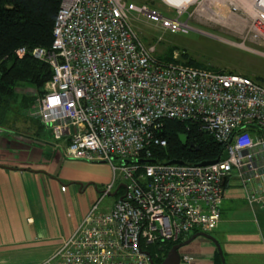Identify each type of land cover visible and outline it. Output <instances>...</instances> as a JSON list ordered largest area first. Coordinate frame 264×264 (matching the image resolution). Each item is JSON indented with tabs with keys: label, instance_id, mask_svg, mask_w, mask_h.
<instances>
[{
	"label": "built area",
	"instance_id": "built-area-1",
	"mask_svg": "<svg viewBox=\"0 0 264 264\" xmlns=\"http://www.w3.org/2000/svg\"><path fill=\"white\" fill-rule=\"evenodd\" d=\"M154 1L173 18L148 9L145 3ZM217 6L233 15L249 13L238 47L247 49V41L264 49V0H187L178 6L172 0H60L49 48L29 51L50 70L33 114L54 143H64L66 158L103 162L110 178L42 264H150L160 257L161 243L210 233L220 219V181L233 173L246 206L264 213V188L253 187L264 176V86L179 64L174 53V62H159L130 23L135 13L165 32L184 34L189 20L216 17ZM25 52L19 48L15 56ZM165 120L196 126L223 145L226 159L207 166L140 163L148 147L165 146L158 136ZM110 194L112 205L101 211Z\"/></svg>",
	"mask_w": 264,
	"mask_h": 264
},
{
	"label": "crops",
	"instance_id": "crops-1",
	"mask_svg": "<svg viewBox=\"0 0 264 264\" xmlns=\"http://www.w3.org/2000/svg\"><path fill=\"white\" fill-rule=\"evenodd\" d=\"M3 129L0 126V264H42L97 200L109 182V169L103 162L66 158L64 143H54L43 128L23 136ZM253 187L264 188V176ZM244 195L234 173L224 179L220 219L207 234L229 264L252 251L244 237L236 235L244 233L243 224L258 225ZM113 201L104 197L99 209L106 211ZM178 255L179 264H218L214 244L201 237L180 247Z\"/></svg>",
	"mask_w": 264,
	"mask_h": 264
},
{
	"label": "rangeland",
	"instance_id": "rangeland-1",
	"mask_svg": "<svg viewBox=\"0 0 264 264\" xmlns=\"http://www.w3.org/2000/svg\"><path fill=\"white\" fill-rule=\"evenodd\" d=\"M145 5L161 16L173 18L172 13L166 12L164 6L157 1L145 3ZM192 9V6L188 7L187 12ZM216 12V17L211 21L189 20L187 22L189 30L184 34L165 32L158 28L157 24L135 13L130 14V23L143 45L153 49V57L159 62L166 58L172 59L171 55L174 53V61L179 64L187 61L194 62L211 70L248 77L264 86V57L248 50L264 52V49L247 41L243 44L247 49L238 47L249 23L250 14L248 13V16L241 13L233 15L225 6H217ZM179 20L184 21L185 14ZM39 97L40 95H34L30 88H16L15 101L9 105L2 128L16 130L18 135L23 133L22 136L28 130L42 129L38 118L33 114ZM23 103L25 105H22ZM112 161L116 163V160L112 159ZM117 185L118 181L114 184L113 191ZM121 192L118 189V193ZM114 199L112 197V200ZM254 211L255 218H258V225L255 222L244 223L242 226L244 233L236 234L238 238L244 237L252 251L248 255L231 259L235 261L234 264H264V213L258 209ZM236 227L239 229V226ZM152 249L150 247L151 251ZM222 258L225 264H229L227 257L222 256Z\"/></svg>",
	"mask_w": 264,
	"mask_h": 264
},
{
	"label": "trees",
	"instance_id": "trees-1",
	"mask_svg": "<svg viewBox=\"0 0 264 264\" xmlns=\"http://www.w3.org/2000/svg\"><path fill=\"white\" fill-rule=\"evenodd\" d=\"M59 2L60 0H0V126L4 123L9 105L15 101L16 88H30L34 95H41L44 84L50 78L49 67L31 57L29 51L37 47L49 48L51 26ZM19 48H24L26 51L20 58L15 56V51ZM161 61L165 64L174 62L170 58ZM183 64L193 68L208 69L190 61ZM212 71L222 72L213 69ZM180 134L186 136L185 146H181L178 142L177 136ZM158 136L165 140V146L148 147L147 159L144 158L146 154L142 152L139 155L140 161L166 163L175 160L183 164H198L217 159L223 151L222 144L215 142L210 135L186 122L165 120L162 122ZM176 243L179 242L161 243L159 245L161 255L159 258H153L152 262L159 264L166 251ZM155 247H152V251L156 249ZM148 252L151 255L150 247ZM217 262L220 264L218 256Z\"/></svg>",
	"mask_w": 264,
	"mask_h": 264
},
{
	"label": "water",
	"instance_id": "water-1",
	"mask_svg": "<svg viewBox=\"0 0 264 264\" xmlns=\"http://www.w3.org/2000/svg\"><path fill=\"white\" fill-rule=\"evenodd\" d=\"M177 139H178V142L180 143L181 146H185L186 145V136L185 135L180 134V135L177 136ZM188 146L190 147L191 144H189ZM225 159H226V153H225V151H223L221 153L220 157H219V160L223 161ZM217 160L218 159H214V160H210V161H203V162H200V163L195 164V165L196 166H207V165H211V164L215 163ZM139 162L143 163L144 161H139ZM145 162H147V161H145ZM148 162H150V161H148ZM165 164H167V165H170V164L179 165V164H182V162L172 160V161L166 162ZM223 182H224V180L221 179V181H220L221 186H223ZM111 195L112 194H110L109 196H111ZM196 237H201V238L206 239V240L210 241L211 243H213L214 246H215L216 253H217L218 257H219L220 264H225L224 261H223V258L221 256V252L219 250V247L216 244V242L214 241V239L212 237H210L209 235L204 234V233H195V234L191 235L185 241H182V242H179V243H176V244L172 245L166 251L164 258L161 260V262L159 264H179L178 249L180 247H182V246L187 245L191 240H193ZM149 263L150 264H154L151 260L149 261Z\"/></svg>",
	"mask_w": 264,
	"mask_h": 264
},
{
	"label": "bare ground",
	"instance_id": "bare-ground-1",
	"mask_svg": "<svg viewBox=\"0 0 264 264\" xmlns=\"http://www.w3.org/2000/svg\"><path fill=\"white\" fill-rule=\"evenodd\" d=\"M174 2L175 5H181L183 4L184 2H186L187 0H172Z\"/></svg>",
	"mask_w": 264,
	"mask_h": 264
}]
</instances>
